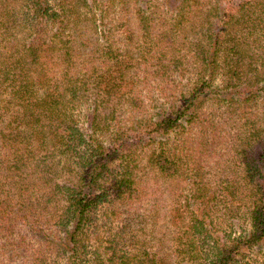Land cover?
Returning <instances> with one entry per match:
<instances>
[{"label":"trees","instance_id":"1","mask_svg":"<svg viewBox=\"0 0 264 264\" xmlns=\"http://www.w3.org/2000/svg\"><path fill=\"white\" fill-rule=\"evenodd\" d=\"M212 1L158 0L142 6L136 33L145 32V40L136 45L135 57L128 45L119 53L111 38L87 44L88 33L111 35L103 29L110 6L101 0H0V237L11 232L10 221L35 235L45 225L51 233L40 242L59 253L71 251L69 264H79L87 250L81 235L99 223L112 224L129 202L143 201L151 180L167 182L174 175L176 164L165 148L156 149L157 138L175 124L185 130L202 123L199 108L210 95L204 79L220 76L225 92L217 101L227 102L240 128L237 156L246 167V190L239 194L235 180L224 181L229 206L217 219L212 217L217 193L209 196L200 188L185 196L182 206L191 220L177 226L176 252L185 254L187 264H264V0H242L236 7L225 0L226 8L221 0ZM121 2L127 12V1ZM161 7L173 22L161 20ZM191 36H198L199 80L179 109L160 106L151 119L141 120L139 114H148L153 105L144 110L141 92L134 96L137 85L126 91L132 79L125 80L129 67L120 58L128 55L145 65V74L154 66L156 78H163L185 66L177 54L185 43L179 41ZM261 95L262 116L236 111L240 102L249 112ZM124 111L136 115L129 124L123 122ZM184 175L199 186V171ZM53 202L56 212L46 213ZM124 229H112L108 239L96 235L92 264L184 261L172 257L171 247L168 253L156 246L149 250V240L137 235L136 243L120 242ZM35 255L34 264H49L44 252Z\"/></svg>","mask_w":264,"mask_h":264},{"label":"rangeland","instance_id":"2","mask_svg":"<svg viewBox=\"0 0 264 264\" xmlns=\"http://www.w3.org/2000/svg\"><path fill=\"white\" fill-rule=\"evenodd\" d=\"M101 1L106 7L110 6L109 12L104 18L103 29H111V35L105 37L99 33H88V36L92 38V42L88 41L87 44L94 45L93 40H95V43L100 40L101 44L102 39L111 38L113 47L121 50L119 53H123L128 45V48L132 50L133 55L136 57V45L145 40V32L139 33V35L136 33L138 28L136 11L141 9L142 6L155 5L158 0H138L137 2L126 0V7L129 8L127 12L121 11V6H123L121 0ZM221 1H219L221 7H229L228 2L225 3V0ZM231 1V7H236L242 0ZM174 2L171 1L170 3L174 4ZM212 2L213 5L216 4V0ZM160 13L163 18L161 20L173 22L174 19L167 14L163 7L160 9ZM161 20L157 22L159 23ZM151 32L155 33L156 30H151ZM178 34L180 35V31H178ZM125 37L133 39V43H126ZM197 37L191 36L189 40L183 38L179 41L185 43L184 47L177 52L178 56H182V64L185 63V66L180 65V71L169 72L163 78L161 76L156 78L157 73H153L156 71L154 66L150 67L149 74H145V65H140L139 62L133 61L128 55L120 58L122 64L129 67L128 70H125V80L132 79L136 83L128 81L130 84L129 89H126V91L137 85L134 96L141 92L147 107L144 110H148L151 107L150 105H153V108L151 107L150 109L151 112H147L148 114H139L141 120H144V118L151 119L152 116L150 114H156L160 106L179 109L183 96L199 80L200 64L196 58L197 47L195 46ZM133 65L135 67H132ZM209 79V77L204 79L210 82L208 84L210 86L208 89L209 98L199 108L200 120L203 122L187 125L185 130H183L181 125L175 124L166 137H158L155 143L156 149L165 148L170 160L176 164L174 175L168 178L167 182L165 180V182H162L161 179L151 180L149 195L143 196V201L129 202V205L120 207L121 215L114 217L117 219L112 224L109 223L107 226H103L102 223H99L94 225L90 231L81 235L79 239L87 246V250L81 253L79 264H92L91 260L96 256L95 250L98 246L96 235L108 239L112 229L116 233L124 226L125 229L122 230L120 242L126 245L136 243L137 235V237L149 240V250L151 251H155L153 246H156V250L159 248V252L163 248V253L170 252L168 250L169 247L174 248L172 257L175 260H184L182 264H187L185 254L176 252L178 242L175 240V236L179 231L177 226L184 223L188 224L191 220V214L182 206L185 196L193 195V190H199L200 188L205 190L209 196L212 193H217L218 198L213 203L216 204V207L212 208V217L217 219L227 214L226 207L229 206L228 198L223 195L227 193L222 189L224 181L235 180L240 186L239 194L245 192L246 187L243 177H245L246 167L242 165V161L237 156L239 150L237 134L240 128L236 123H233L235 121L234 112L232 111L233 114L231 113L229 110L230 106L226 104L227 102L222 99L217 101V96L223 95L225 92L222 77H217L215 81H209ZM262 97L263 95H261L258 105H252V109L249 112H243L244 107L240 102L236 105V111L246 113L249 117H251V113L258 115V117L262 116ZM135 117L136 115L129 114L126 111H124L122 116L124 124H129L127 120H133ZM181 122L179 121L178 123ZM203 134H207V136L203 138ZM101 139L104 142V139ZM160 142H164V144ZM103 144L105 147L109 146L108 141ZM198 171L199 179L196 183L199 186L194 188V181L190 185L186 181L184 174L189 173L195 176ZM148 179H151V177L144 179L142 188H145L146 181H149ZM157 197L158 200L155 199ZM150 198L156 200V205L147 203ZM179 199L180 204L178 203ZM54 205L55 203L53 202L45 212L47 213V210L56 212ZM131 205H134V207L129 208ZM155 209L157 213L154 214ZM182 218L184 219L182 220ZM15 221H10L7 224V227L11 228V232L7 233L5 238L0 237V264H2L1 261H4L3 264H34V261L38 259L35 254L40 252L45 253L49 264H69L71 251L59 253L55 248L51 247L52 249H50L47 245L40 242L41 237L49 236L51 233L49 227H45V225L39 226L41 233L35 235L28 228H26V231L19 227L16 228ZM96 221L103 220L97 219ZM34 236H37V238H34ZM159 239H161L162 247L159 246ZM105 245L109 246V243H105ZM100 251L103 254L102 257H104L103 249ZM254 257L256 258L257 254H254ZM79 260L80 258L77 259V261Z\"/></svg>","mask_w":264,"mask_h":264}]
</instances>
